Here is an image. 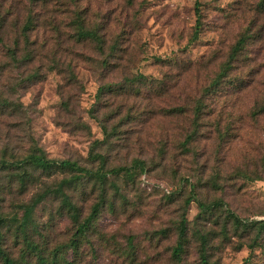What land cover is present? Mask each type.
I'll use <instances>...</instances> for the list:
<instances>
[{
    "label": "rangeland",
    "instance_id": "374dc122",
    "mask_svg": "<svg viewBox=\"0 0 264 264\" xmlns=\"http://www.w3.org/2000/svg\"><path fill=\"white\" fill-rule=\"evenodd\" d=\"M194 7L195 0H0V157L12 165H0L1 245L16 264H36L28 252L21 258L26 237L50 254L75 231L53 192L68 171L25 165L20 182L18 159L35 146L95 171L145 162L128 175L107 173L102 188L96 179L64 188L81 218L96 202L99 210L59 262L171 264L184 214L181 264H204L201 236L209 264H264V233L253 244L256 228L229 214L241 223L264 219V0H198L191 40ZM29 10L35 21L25 41ZM77 20L102 46L77 34ZM194 105L202 108L198 128L184 143ZM177 106L185 110L167 112ZM103 139L94 152L104 168L89 160L92 142ZM41 194L22 233L19 205Z\"/></svg>",
    "mask_w": 264,
    "mask_h": 264
},
{
    "label": "trees",
    "instance_id": "16d2710c",
    "mask_svg": "<svg viewBox=\"0 0 264 264\" xmlns=\"http://www.w3.org/2000/svg\"><path fill=\"white\" fill-rule=\"evenodd\" d=\"M31 1H38V0H31ZM41 1V0H40ZM195 13L197 15L196 22L193 27V32L190 37L191 40H194L197 38L199 34L200 29V23L198 22V0H195ZM35 17H34V11L29 10L28 14L26 16V19L23 24V33L25 37V41H28L26 32L32 27L34 24ZM3 19L0 15V29L3 26ZM77 30V34L80 37L85 38H92L96 41V44L98 46H102V40H100V37L96 34L95 31H92L90 29L85 28L82 25V21L77 20L74 22ZM246 37H241L237 40L235 45L232 48L231 57H233L238 50H240L245 43ZM13 54V53H12ZM27 56L24 59H29L30 55L26 54ZM25 56V55H24ZM110 90V88H108ZM102 91V88H99V93ZM98 97V96H97ZM2 102H0L1 104ZM193 109V118L191 120L192 126H191V132L186 135L184 143H187L191 140H193L194 135L196 134V130L198 128L199 119H200V113H201V106L200 105H194L192 107ZM185 109L182 106H177L174 108H171L167 112H183ZM103 134L105 136H108V130L106 129V126L103 124L101 126ZM104 143L103 140H94L90 146L89 150V160L91 162L98 161L100 166L104 168L105 165V157L102 156V154H99V152H94V148L98 145H101ZM20 166V173H19V179L21 184H23L25 176H28V171H26V166L29 165L33 169H39L42 171H49L52 168H60L63 170H66L70 173L68 177H63L59 180L56 187L54 188L53 192L55 194L60 195V205L61 208L65 210V212L70 216L73 224L75 225V231L73 233V237L65 244L57 246L55 249H53L50 254L46 253L42 250V248L35 243L34 241L26 239L25 243V250L26 252L23 253L21 256L22 260H25L26 253H30L35 256L36 264H58L61 263L58 260V252L62 251L65 247H71L75 249L77 247V244L79 243L80 239L86 235V232L89 229V226L91 225L92 221L95 219L96 214L99 210V203L96 202L91 206L90 212L84 217L81 218L80 216V210L79 208L72 202L70 195L65 192L64 188L69 187L71 184H80L82 185L85 181L96 179L98 183L101 185H104L106 175L107 173H111L114 176H118L122 173L125 175L131 174V166L134 168L142 169L144 165V161L141 159H135L134 165L131 166H125V165H118V166H112L108 167V170H102L97 169L96 171L88 166H82L79 165L76 161H72L69 159H62V160H54L47 158L43 151L38 147H32L22 158L18 159ZM8 160L4 157H0V165L2 167H7L8 169L12 167V165L8 164ZM18 166V165H17ZM254 178L250 174L247 175V179L251 180ZM46 194V193H45ZM45 194H41L33 198L30 202L24 203L19 205V208L22 209V216L16 220L17 223V229L20 230L22 233H25L26 226L29 223L31 219V213L33 211V208L43 199ZM189 201V200H188ZM220 204V203H219ZM210 204H206L204 202H198V206L203 211H210L212 206ZM230 216L233 218L234 222H237L238 224L244 225V226H250L256 228V235L254 236L252 242L253 244H256L257 241L262 238V235L264 233V219H258V220H252L247 221L246 223L243 221L241 223V219H239L236 215L233 213H229ZM7 222V220L2 216L0 212V260L2 261V264H16V261L10 257V255L6 252V250L1 245L2 243V231L1 227ZM187 224L188 220L186 216L183 214L181 215L179 222L177 224V235H176V241L174 245L171 248V264H181L182 260V253L184 250V245L186 242V230H187ZM205 239L201 236L200 237V256L202 259V262L204 264H209L206 260L205 251H204V244ZM26 264H29L27 262ZM61 264H72L70 261H67L66 259H63V262Z\"/></svg>",
    "mask_w": 264,
    "mask_h": 264
}]
</instances>
